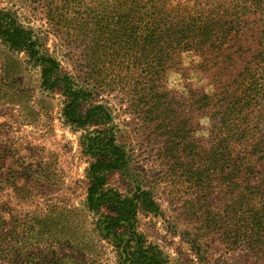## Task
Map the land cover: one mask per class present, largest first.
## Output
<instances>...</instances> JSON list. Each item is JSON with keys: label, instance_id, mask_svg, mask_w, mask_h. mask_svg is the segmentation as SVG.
I'll use <instances>...</instances> for the list:
<instances>
[{"label": "trees", "instance_id": "obj_1", "mask_svg": "<svg viewBox=\"0 0 264 264\" xmlns=\"http://www.w3.org/2000/svg\"><path fill=\"white\" fill-rule=\"evenodd\" d=\"M36 2L52 27L66 22L81 37L86 71L78 69L72 77L41 37L1 10L0 84L13 79L9 68L18 60L11 54L22 51L39 66L40 85L65 97L62 115L86 131L83 146L91 162L85 208L102 213L97 230L117 240L119 254L131 264H163L160 251L144 244L136 228L141 196L106 186L127 156L116 142L109 107L86 106L92 73L121 85L142 104L157 134L169 136L167 142L179 137L168 150L171 157L185 159L179 166L192 178L195 195L212 202L213 233L228 250L239 249L231 257L240 264H264V0ZM187 55L204 84L182 94L167 88L166 76L183 69ZM190 128L196 134L186 141ZM181 150L184 157L176 155ZM47 218L0 214V264H65L66 254L51 243L34 248L40 245L34 240L35 223ZM78 249L91 254L87 245ZM72 258L70 264H78Z\"/></svg>", "mask_w": 264, "mask_h": 264}, {"label": "rangeland", "instance_id": "obj_2", "mask_svg": "<svg viewBox=\"0 0 264 264\" xmlns=\"http://www.w3.org/2000/svg\"><path fill=\"white\" fill-rule=\"evenodd\" d=\"M1 10L12 13L23 28L41 37L72 77L78 69L86 71L81 37L66 22L52 27L36 0H0ZM4 47L0 43V57L5 55ZM11 55L18 60L16 68H9L13 79L0 84V214L21 219L26 213L49 217L35 223L34 240L40 245L34 248L51 243L58 253L66 254L65 264H70L71 257L78 264H131L119 254L117 240L97 230L95 222L103 220L102 213L85 208L91 162L83 146L86 131L62 115L65 97L40 85L39 66L22 51ZM191 61L187 55L183 69L167 73L168 89L183 94L188 87L204 84ZM90 77L86 106L109 107L116 142L127 156L125 167L112 172L106 186L143 199L136 228L144 244L160 251L163 264H240V259L231 257L239 249L228 250L213 233L209 225L212 202L195 195L192 178L184 165L179 166L185 159L171 157L167 146L179 137L167 142L169 136L157 134L152 116L121 85L103 81L95 73ZM188 131L186 141L196 134L191 128ZM176 155L184 157L182 150ZM81 245L91 248V254L80 251Z\"/></svg>", "mask_w": 264, "mask_h": 264}]
</instances>
